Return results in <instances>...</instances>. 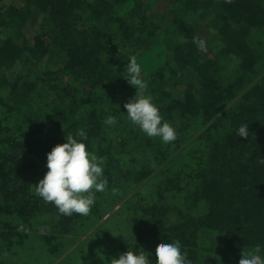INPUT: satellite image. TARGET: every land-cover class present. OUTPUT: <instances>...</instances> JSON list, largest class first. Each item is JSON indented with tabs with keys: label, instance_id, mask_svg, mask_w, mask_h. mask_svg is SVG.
I'll list each match as a JSON object with an SVG mask.
<instances>
[{
	"label": "trees",
	"instance_id": "trees-1",
	"mask_svg": "<svg viewBox=\"0 0 264 264\" xmlns=\"http://www.w3.org/2000/svg\"><path fill=\"white\" fill-rule=\"evenodd\" d=\"M130 57L176 131L171 144L127 119L124 104L136 92L124 77ZM107 115L117 124H104ZM241 124L247 137L236 134ZM78 129L103 158L108 183L88 215L65 216L35 184L46 153ZM262 159L264 0H0L7 247L36 237L42 252L61 254L66 235L99 219L107 200L114 232L123 216L132 229L116 242V256L145 250L154 264L161 243L179 240L191 264H238L257 244L264 254Z\"/></svg>",
	"mask_w": 264,
	"mask_h": 264
},
{
	"label": "clouds",
	"instance_id": "clouds-1",
	"mask_svg": "<svg viewBox=\"0 0 264 264\" xmlns=\"http://www.w3.org/2000/svg\"><path fill=\"white\" fill-rule=\"evenodd\" d=\"M198 51L206 52L204 40L193 37ZM127 82L136 89L135 96L124 104L127 119L148 137H159L162 143L171 144L176 140L175 129L164 121L158 107L150 95L145 94L147 83L142 78L141 67L135 57H130L124 68ZM104 124L113 126L117 120L107 115ZM238 137H247L248 127L241 124L236 129ZM79 138V139H78ZM87 133L78 129L75 135L68 134L63 143L54 145L46 153L47 171L35 184V194L45 203L54 204L60 214L73 213L88 215L95 200L96 192H103L108 183L103 175L104 160L86 148ZM264 164V159L259 161ZM22 227V226H21ZM43 232V229H40ZM262 246L242 252L238 264H264ZM110 264H153L149 253L127 250L118 257L110 259ZM154 264H191L181 242L173 240L161 243L155 250Z\"/></svg>",
	"mask_w": 264,
	"mask_h": 264
},
{
	"label": "rangeland",
	"instance_id": "rangeland-1",
	"mask_svg": "<svg viewBox=\"0 0 264 264\" xmlns=\"http://www.w3.org/2000/svg\"><path fill=\"white\" fill-rule=\"evenodd\" d=\"M156 54L160 59V49L156 50ZM104 199H107V195ZM119 203L121 201L114 208L118 207ZM109 204L110 201H104L102 209H106L93 224L85 225L77 235H66L67 245H64L66 247L61 254H57L58 251L51 255L42 252L36 237L27 238L22 245L12 249L0 239V264H110L111 258L118 257L114 247L119 240L128 241V237L122 236H126L132 229L128 227L123 216L117 219L121 230L114 232V224L110 225L107 221L111 213V208L107 210ZM126 227L128 231L124 230ZM71 237L75 239L71 241Z\"/></svg>",
	"mask_w": 264,
	"mask_h": 264
}]
</instances>
